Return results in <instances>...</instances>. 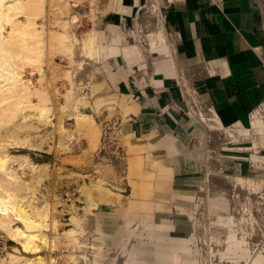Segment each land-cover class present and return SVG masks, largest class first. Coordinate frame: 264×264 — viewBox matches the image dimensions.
<instances>
[{
	"label": "rangeland",
	"instance_id": "1",
	"mask_svg": "<svg viewBox=\"0 0 264 264\" xmlns=\"http://www.w3.org/2000/svg\"><path fill=\"white\" fill-rule=\"evenodd\" d=\"M117 1V4L119 5V0ZM156 1L160 11V17L158 19L162 24L160 3L167 1ZM259 1L261 6L263 4L262 8L264 13V0ZM51 2L52 3L49 4V8L48 5L46 6L49 12H47V14L45 10L44 13L41 14L36 12L32 13L24 9H14L16 10H13V12L15 13L14 15L12 14V11H10L9 14L5 16L6 18L0 21L2 24H5V29H3L4 33L6 35H9V37L10 35H14L11 36V41L8 37L9 42L7 40V42H4L2 45H0V54H2L0 55V62L4 63L2 64V67L3 65H6V67L3 68V72H1V74L4 73L5 69H8V73L7 70H5L4 74L6 75V73H11V76L8 78L9 75H7L5 79H9L8 82L12 84L11 86H9L10 84H8L5 79L1 78L3 74L0 75V79H2L1 81H5L4 83L6 85L8 84L7 87L3 82L1 83H3L4 86L0 84L2 85L3 89L5 87L7 88V90L4 89L5 92L0 89V96L3 97L1 98L0 103L3 104L5 103V101L9 102L10 98L11 100L13 99V101L9 103L13 105V103L16 102L13 106L17 110L21 108L19 110L20 116L21 114H23V112H26L25 110L28 111L29 109L30 111H32V109H36L38 105L42 106V102L48 99L47 103H45L46 101L44 102L48 107H50L48 108L49 110L47 109L48 112L46 111V113L53 114L54 121L58 122L59 119L60 122L64 121L63 123L71 133V136L69 137L70 141L68 140L69 142H67L66 145V142L61 139L59 140V145L57 144V147L55 146L51 149H30L28 147L21 146L20 144H18V142L16 143L15 141H11L13 142L11 143L10 140L8 141V139L12 136H9V134L8 136H6L7 134H5L4 131L11 124H13V122H15L19 118V116L18 118L17 116L14 118L11 117L12 119H10L9 121L10 117L8 118L4 115V113L0 114L1 118H8V121H6L4 118V121L2 120L3 122H0V146L3 145V142H7L5 143V147L6 149H8V151L13 153H26L36 163H48L47 168L50 171L52 170V173L66 169H71L78 173L77 175H74V172V174L72 173L69 177H66L67 179L65 178V181L62 184V190L64 189V191L61 193V196L65 200L66 198L64 194H66L69 198H71V201L73 203L75 202L80 211H82V207L85 205V202L82 201L81 198L82 183H87L90 186L93 185L91 177H94L95 180L98 178H102V181L99 179V181L95 182V186L91 187L90 199L93 206L89 209V217L87 216L88 219L85 218L82 223L83 228H81L80 231L84 232L81 234L80 231H78L75 234V238H69L68 235L65 236L64 231L72 226V223L65 226L63 225L64 223L62 221L63 213L66 210H69L70 216L74 211L72 207L71 209L69 207L67 209H63V205H59L58 208L60 210L58 213H56V219L57 221H59L58 225L60 224L57 229H59L58 234L61 236V238L58 241L56 240L57 242L55 243V247L51 250H48L43 245L41 251L42 254H44L47 258V262L50 259L52 260L51 263L46 262V264H142L140 262L141 258L144 260L150 258L152 260H155L156 255L153 256V253L157 252V250L159 249L158 239H156V237L165 238L168 233H173L176 230L177 225L180 223L177 219L179 217L181 219H183L184 217L185 219H190V222L192 224V231L194 233L199 230L197 224H199L200 222H203L205 224V243L207 246V261L205 262V264H210L211 253L209 244L211 242L210 234L212 232V218L210 212L211 203L209 194L211 191V187L213 185H216L217 187L222 188L229 197H233L235 192L237 191L241 195L242 189L231 183V181L228 180L229 177H233L235 175L258 176L263 179L262 189L264 191V174L242 172L238 169L237 166L238 159L252 161L250 159L251 152L248 150V147L245 145L244 141L256 139L254 137L258 136V127L251 124V119H249L250 114L247 116L246 121L234 122L230 125L224 124L221 127H212L209 125V122L201 115V109L193 106L194 111H196L200 115V117L209 125V133L211 136L207 139V142L209 143V150L207 152V155L206 153L204 154L205 145L202 144L200 146L203 148V156L205 158L202 156L203 158H198V161L196 162L194 160L190 161L191 165L189 166H192L193 168L190 171L195 170L199 173V175L195 176V178L190 177L185 179L184 177L177 176L172 168V163L174 162L173 160H168L153 153L151 151L154 148L153 145H145L142 144V140L131 138L130 133L127 134L125 129H123L124 125L121 130L120 138L121 143L126 151V156H128L127 169H123L121 167V169L118 170L109 162H106L102 159H97V157L99 156L96 155V152L100 146V139L102 135V118H95V116L90 113L87 107L90 104L92 98L91 95L93 96L96 92L95 87L91 86V80L93 79L92 73L94 70V63L99 57H94L99 54V62H101L106 54L104 47L101 46L100 41L97 40V37H95L93 34L94 32H96L99 37V30H101L100 28L102 27V25L99 23L97 27L98 29L92 28L91 30L88 29L86 31L82 30L84 28L82 25V27H79V30H76L75 26L72 27L74 25L72 20L70 21V14H72V8H74L72 7L73 5L71 4V1L51 0ZM137 2H139V0H135L134 3ZM98 4L99 0L91 1L93 12L96 8H98ZM50 5L52 7H50ZM141 5L142 2L140 4V7ZM140 7L138 16L136 17V22L138 28L140 27L141 30H143L142 28L146 27V30L142 31L143 35L141 32H139L141 33L140 35L143 36L142 39H144V37H148V33L151 28H154L155 31L151 29L150 35L151 33L153 34L155 32L161 37V35L158 34L159 30L156 31L155 27L158 24H151L152 27L150 28H148V26H144L146 24H143L142 27L140 22L141 20L138 21V17H141ZM82 12L83 11L81 10L80 13L79 11L77 13L78 15H81ZM11 14L12 19L15 18L16 21L18 19H21L22 21H20V23H25L20 28L21 32L20 29L13 31V25L7 22L11 18H9ZM7 17L9 19H7ZM124 17L128 18L127 16ZM30 19H32L31 22H34L29 23L28 25ZM154 20L156 22L157 18L154 17ZM122 22H124V20ZM111 23L107 25L108 28H110ZM30 25L31 27L33 26V30L29 27ZM120 28L122 29V27ZM35 29L39 30L38 34ZM47 29L61 31L63 32V35L65 37L64 41L56 38H52L51 40L49 39L51 41V44H53L49 45L50 50L48 52H50V54H48L51 57L49 58V64L47 63V59L49 57L47 51L45 50V48H42V46L45 47L43 39L46 37L45 34ZM27 30L33 31V33H28L30 31ZM111 30L112 26L110 31L108 30V34L111 33V35H113V32L115 31L113 30V32H111ZM12 31L15 33L13 34ZM34 33H36L38 37H36V34L34 35ZM91 33L93 35V38L95 37V39H89ZM77 37L80 39L79 42L78 40H76ZM87 37L88 41H91H89V44L92 45L93 43V45H90V47L94 48L89 47L88 42L86 41ZM35 38H38L37 41ZM83 41L87 42L88 46ZM150 41H152V39ZM81 42H83V44ZM77 45H79V47ZM81 45H86L91 50H87L88 48L84 46V48L80 47ZM150 45L149 47L151 51L156 54L159 49L155 52V50H153L154 46L152 45V43H150ZM95 46L96 48L98 47L97 50H95ZM111 48L112 47H110L109 49ZM78 49L80 52L78 51ZM114 49L118 50L117 47ZM85 50L87 51L85 52ZM94 50L96 52H94ZM112 50L113 48L110 50V52H108L111 53ZM116 50H113V52H115ZM39 52L41 54H39ZM37 54L41 56L38 55L39 57H37ZM38 58H40L43 63ZM2 67L0 68L1 70ZM12 68H16L17 71L19 70L18 73L17 71H15L16 69L14 70ZM13 71H15L16 73H14ZM185 72L187 74V70ZM73 77L75 80L73 79ZM73 82L75 85L73 84ZM13 84H17V86H19L17 87L15 85L16 89H14L13 91L14 95L13 93H11V96L9 91L11 92V89L14 87ZM8 86L10 88H8ZM90 87L91 92H89ZM6 91H8V94H10L11 97L6 94ZM4 94L7 95L6 98L4 97ZM7 97H9V100ZM16 98L21 100V102L19 103L17 100L14 101V99ZM17 102L19 104H17ZM103 102V100L102 102L95 101L97 112H100L99 107ZM201 108L203 109L204 107L202 106ZM205 108L209 107L205 105ZM79 111L90 113L91 115L89 119H84V122H82V120H78L75 116ZM113 113H115V108L111 107L110 114ZM123 115L126 116L125 113H123ZM126 123L127 121L124 124ZM227 129L232 130L233 133L227 135ZM60 132V130L59 132H55L53 136L56 135V137L58 136L57 138H61L62 135ZM3 137L8 139L6 140ZM8 142H10L11 144L8 145ZM61 142L65 144H61ZM183 143L181 145L185 146V149H189L188 143H185L184 141ZM242 145L243 148H238ZM2 147H4V145ZM223 159L231 161L230 169L227 165L228 162L225 164ZM161 163L164 166H162ZM185 164L186 163L183 164L182 169H184ZM214 175L216 176L215 178H213ZM45 179L46 177L43 178V180ZM191 185H193V188L194 186L196 187V189L194 188L195 191H193L195 193V197H193L192 200H188L185 198V193L191 187ZM238 192L236 194H238ZM17 200L23 201L20 198H17ZM72 202L66 203L71 204ZM163 202L167 204L165 210L162 209V207L164 206H162L161 203ZM132 203H134V206H132ZM103 208H109L113 212L112 217L109 218L123 220L121 230L117 233H113V238H118L117 241L109 240V238L106 236H109L110 233L105 234V232H103L100 228L102 217L99 216V212ZM10 220L11 223H14L15 225H23L14 217H12ZM161 223H163L164 225ZM131 226L136 229V231L133 232V235L135 237L128 236V231H130L129 229H131ZM0 230H5L3 229L2 225L0 226ZM192 231L186 230L184 233L189 236L193 233ZM51 234H56V232H52ZM77 234H79V236ZM5 235L7 236V233H5ZM87 236H89V239H87ZM171 237L173 239L177 238L176 234L171 235ZM254 237L255 240L253 241H255L256 244L255 250H257L258 248L260 249L261 247L263 248L264 230L262 231V234L256 233ZM72 238H74V240H72ZM198 238L200 237H197V239ZM257 238L259 239L256 240ZM9 239L11 240V246L18 245L21 248L19 250L21 251V253L28 256L36 255L32 252L24 251L20 244H18L11 238ZM138 240L142 241L143 247H139V245L135 243V241ZM146 244L151 245L150 248H146ZM145 249L149 250L146 251ZM19 251L17 250L16 252ZM181 256H183V252ZM12 261L13 260H11V262ZM11 262L10 258L3 259L0 256V264H15L14 261L12 263ZM173 264L188 263L180 260L178 263L174 262Z\"/></svg>",
	"mask_w": 264,
	"mask_h": 264
},
{
	"label": "crops",
	"instance_id": "2",
	"mask_svg": "<svg viewBox=\"0 0 264 264\" xmlns=\"http://www.w3.org/2000/svg\"><path fill=\"white\" fill-rule=\"evenodd\" d=\"M142 1H130L123 10L117 0H99L94 12L92 7L89 12L83 10L82 30L97 29L100 23L98 40L107 52L101 62L94 63L91 86L96 92L87 109L98 119L109 115L111 107L125 113L130 119L123 129L131 138L153 145V153L173 160L177 176L195 178L199 173L190 171V161L182 169L174 160L189 158L190 152L198 155L195 151L202 144L204 154L209 150V125L193 106H211L221 121L230 125L246 121L264 98L263 8L259 0H172L160 4L161 37L153 33L143 40L136 22ZM124 16L129 18L126 27L133 35L122 29L109 36L107 25ZM151 39L165 45L169 56L163 50L154 54L149 48ZM110 47L118 50L109 53ZM102 100L97 112L95 101ZM182 138L190 139L189 150L181 152L175 144ZM198 156H192L195 162ZM97 159L118 170L128 167V156ZM114 221L117 230L106 236L111 241H117L113 233L120 231L123 223Z\"/></svg>",
	"mask_w": 264,
	"mask_h": 264
},
{
	"label": "bare ground",
	"instance_id": "3",
	"mask_svg": "<svg viewBox=\"0 0 264 264\" xmlns=\"http://www.w3.org/2000/svg\"><path fill=\"white\" fill-rule=\"evenodd\" d=\"M130 1L135 2V0H119V6L122 7V9L124 10L126 7V4ZM165 1H168V0H165ZM51 3H52L51 0H0V21L6 18L5 16H7L10 11H12V14L14 15L15 14L13 12L14 9H17V10L24 9L32 13L36 12V13H41V14L44 13V10H45L47 14L48 10L46 6L48 5V8H49V4ZM71 4L74 5L75 3L71 1ZM50 7L52 6L50 5ZM72 9H73L71 12L72 14H70L72 17L70 16V21L72 20V22L74 23L72 27H74L76 26V22L79 19V15L76 12L75 8H72ZM159 12L160 11H159V7H158L156 0H143L142 5L140 7L141 17L140 16H139L140 18L138 17V21L141 20L140 22H141L142 27H143V24H146L144 26H148V28L152 27L151 24L152 25L158 24L157 26H155L156 31L159 30L158 34L161 35L160 32H161L162 24L160 20L158 19L160 17ZM12 14L9 16V18L12 16ZM154 17L157 18L156 22L154 20ZM9 18L7 17V19ZM122 18L123 19L119 17L118 20L113 21L110 24L109 31L111 29V26H112L111 32H113V30L119 31L121 29L120 27L124 29V27H126V25L129 23V18H126V17H122ZM32 19L29 20L30 22H28V25L29 23L34 22V21L31 22ZM123 20L124 22H122ZM20 21L22 20L18 19L16 21L15 18L12 19L11 17L7 22L12 24L13 31H16L25 24V23H20ZM4 27H5V24L1 23L0 24V45H2L4 42H7L9 38L11 41V36H14V35H10L9 37V35H6L3 30L5 29ZM29 27L33 30L32 28L33 26L31 27L30 25ZM142 29L146 30V27ZM151 29L154 30V28H151ZM151 29L148 33L149 35L151 32ZM30 30H27V31H30ZM143 30L140 29L139 32L142 33ZM35 31H37V34H38L39 30L35 29ZM123 31L125 34H128V35L130 34L131 36L133 35V32L129 28L127 31L126 30H123ZM20 32H21V29H20ZM31 32L33 33V31H30L28 33H31ZM14 33L15 32H13V34ZM35 34L36 33H34V35ZM37 34H36V37H38ZM93 34L95 37H97V40H98V34L96 32H94ZM45 35L46 37L43 39L45 47L42 46V48H45V50L47 51V54L48 53L50 54V52L48 51L50 50L49 45L51 44L50 40L52 38L60 39L61 41H64V38H65L63 35V32L57 31L54 29H47ZM108 35L113 36L111 35V33H109ZM142 35L141 37L143 38ZM39 36H40V33H39ZM90 36H89V39L93 38L92 33L90 34ZM95 37L93 39H95ZM145 39L146 38L144 37L143 40ZM76 40H78L79 42L80 39L77 37ZM86 41L88 42V45L90 47L91 44H89L90 40L88 41V37ZM83 42L81 43L83 44ZM87 42H85L86 45H87ZM154 42H155L154 39L150 41V43H152V45L154 46V48L153 47L152 48L153 50H155V52L158 49H159L158 52L162 50L167 52L168 49L165 45L160 46L158 45V43L156 42L154 43ZM86 45L85 46L81 45L80 47H83V46L87 47L88 45L87 46ZM77 46L79 47V45ZM89 47H87L88 48L87 50H91L89 49ZM90 48H94V47H90ZM97 48L95 50H97ZM112 48L113 50H116L114 49L116 47H112ZM82 49H81V53H82ZM111 49H109L108 51L110 52ZM87 50H85V52ZM95 50L94 52H96ZM113 50L111 52H113ZM39 54L41 53L39 52ZM39 54H37V57L41 56ZM49 54H48L49 56L48 59L46 58L48 60V61L46 60L48 64L50 63L49 58H51ZM166 54L168 55V52ZM97 56L100 58L99 54H97L94 58H96ZM99 58H97V60ZM38 59L40 60V58ZM97 60L96 62L100 61V59L98 61ZM165 62H166V65L169 67L171 64L169 57H166ZM0 64L2 67V64L4 63L0 62ZM4 67H6V65H3L2 70L0 69V75L2 74L5 75L4 74L5 70H7V73H8V69H5L4 73L1 74V72H3ZM15 71H17V69ZM15 71L13 72L16 73ZM7 73L5 76L2 75V77L1 76L0 77L5 79V77L9 75L8 76L9 78L11 76V73L9 74ZM1 80L2 79H0V84L2 85L5 81L8 84H10V82H8L9 79L7 78L5 79L4 82ZM2 85H0L1 86L0 89L3 92H5L4 89L7 90L6 88L7 85L4 83V85L6 86L4 89L2 88ZM11 85L12 84H10L9 86ZM13 85H14V87L12 86L13 90L11 89V92L9 91L10 94L13 93L14 89H16L15 87L17 86V84H13ZM9 86L8 88H10ZM6 92H7L6 94L9 95V97L12 96V94L11 96L10 94H8V91ZM7 95H5L4 97L6 98ZM9 97H7L8 100H9ZM1 98L3 97L0 96V100ZM15 100H17L19 103L21 102V100L17 98L14 99V101ZM47 100H45L46 102L45 101L42 102V106L40 105L41 107L38 105L39 109L38 107L36 109H32V111L28 109V111L25 110L26 112H23L21 110L23 114L20 113L21 114L20 116H19V110L21 108L17 110L13 106L15 105L16 102L15 103L12 102L13 105L9 103L13 101V99L11 100L10 98L9 102L5 101L6 105L5 103H3L4 105L0 103L2 104L0 105V110H1L0 114L5 113L4 114L5 116H7L8 118L10 117L9 121L10 119H12L11 117L14 118L17 116L18 118L19 116V118L15 122H13V124H11L4 131L5 134H7L6 136H8L9 134V136L13 137V138L11 137L12 139L7 138L8 141L10 140V142L11 141H15L16 143L18 142V144H20L21 146H25L30 149H51L52 147H55L57 144L59 145V142H60L59 140L61 139L64 140V142H66V145H67V142L70 141L69 140L70 139L69 137L71 136V133L69 132L70 130L67 129V127L63 123L64 121L60 122V119L58 122L54 121L53 114L46 113L47 109L50 108L45 104L47 103ZM18 102L17 104H19ZM205 105L207 104H202L204 108L203 109L200 108L201 115L204 117V119H206L209 122V125L212 127L213 126H216V127L223 126L224 123L219 118L215 109H213L209 105H207L209 108H205ZM249 114H250L249 119H251V124L258 127L257 128L258 136L254 137L256 139L244 141L245 145L248 147V150L251 152L250 159L252 161L250 160L245 161L243 159H238L237 166H238V169L242 172H252L256 174H264V99L263 101H261V103L255 106L252 112ZM90 115L91 114L88 112L79 111L75 117L78 120H82V122H84V119H89ZM4 118H1V115H0V122ZM8 118H5V120L8 121ZM240 121L241 120H238L236 122H240ZM59 130L61 131L60 132L62 135L61 138H57L58 136L56 137V135L53 136V134L57 131L59 132ZM226 133L227 135H230L233 132L232 130L227 129ZM189 139L190 138L180 139L177 142L178 144L177 145L175 144V147L181 152L183 150H189V149H185V146L181 145L183 141L185 143H188ZM10 142H8V145L13 143V142L11 143ZM5 143L7 142H3L4 147H2L3 145L0 146V226L2 225L3 229L6 230V231L5 230H2V231L7 233L8 237L5 235L4 232H2L1 230L0 231L4 233L6 238H11L14 241H16L18 244H20L24 251L32 252L36 255L35 256L25 255L21 253V251H19L21 248L18 245H12V246L9 245V247L7 248V251L1 254L0 256L3 259L10 258V262L11 260H13L15 264H46L47 258L41 252L43 245L48 250H51L55 247V243L61 238V236L58 234L59 229H57V227H59L60 224L58 225L59 221H57L56 219V213H58L60 210L58 208L59 205L60 204L63 205L64 207L63 209H67L68 207L71 209L72 207L74 211L73 214L70 216V219H71L70 223H72V226L67 228L64 231V233H65V236L68 235L69 238L70 237L75 238V234L78 231H80L81 228H83L82 223L85 220V218H87V216L89 217L88 215L89 209L93 206L91 203V199H90L91 187H94L96 184L95 182L99 181V179L101 180L102 178H98L95 180L94 177H91L93 181L92 182L93 185L91 186L87 183H84V184L82 183L81 198H82V201L85 202V205L82 207V211H80L79 208L76 206L75 202L74 203L72 202L75 205H73L72 203L68 204L66 203L67 200L65 199L66 200L65 201L61 196V193L64 191V189L62 190V184L65 181V178L69 177L72 173L74 174L75 171L71 169H66V170H60V171L52 173V170L50 171L47 168L48 163L46 162L36 163L26 153L10 152L8 151V149H6ZM61 144H65V143L61 142ZM238 148H243V145L241 147L239 146ZM198 151H199V154H198L199 156L196 154H192L190 152L187 155L189 156V158L180 157L178 160H176L177 158H175L174 160L175 162L176 161L179 162L181 164V168H183L184 163H187L188 161H191L195 158L192 156H198L200 158L203 156V148L198 147L197 151L195 152L198 153ZM223 161L225 164L228 162L227 165H228V168L230 169L231 161L230 160L228 161L226 159H223ZM161 165L164 166L162 163ZM77 174L78 173L75 172L74 175H77ZM45 177L46 179L43 180V178ZM215 177L216 176L214 175L213 178ZM228 180L231 181V183L238 186L240 189H242V194L240 195L239 192L237 191L238 194H236L237 192H235L233 197H229L227 193L223 191L222 188L217 187L216 185H213L211 187V191L209 194L210 203H211L210 212H211V218H212L211 219L212 220V227H211L212 232L210 234L211 242L209 244L210 253H211L210 264H264V247L263 248L261 247L260 249L256 248L257 250H255L256 244H255V241H253L255 240L254 235L256 233L262 234V231L264 230V191L262 189L263 179L258 176L235 175L233 177H229ZM194 188L196 189L195 186ZM194 188H193V185H191V187L186 191L185 193L186 199L192 200L193 197H195L194 196L195 193L193 192L195 191ZM68 194H69V191H68ZM17 198H20L23 201L19 200L20 201L19 202ZM161 204L162 206H164L162 207V209L165 210L167 207V204L165 202ZM132 206H134V203H132ZM112 215H113V212L109 208H103L99 212V216L102 217L100 228L102 229L103 232H105V234L111 233L112 230H117L118 225L114 221V218L112 219L109 218V217H112ZM12 217L16 218L23 225L21 224L15 225L14 223H11L10 219ZM177 219L179 220L178 222L180 223L177 225V228L173 233L171 232L170 234L168 233L165 238L156 237V239H158L159 249L157 250V252L153 253V256L156 255L155 260H152L151 258L144 260L141 258L140 262L142 264H157V263H161V264H171L172 263L173 264L174 262L178 263L180 260L188 264H205V262L207 261L206 259L207 258V252H206L207 246L205 243V231H206L205 224L203 222H200L199 224H197V227L199 228V230L194 233L192 231V224L190 222V219L188 218L185 219V217L183 219H181L180 217ZM121 227H122V224H121ZM129 230L130 231H128V233L130 235L128 234V236H134L133 232H135L136 229L131 226V229ZM186 230H191L193 233L188 236L184 233ZM52 232H56V234H51ZM83 232L80 231L81 234ZM79 234L77 235L79 236ZM174 234H176L177 236L176 239H173L171 237V235H174ZM88 237L89 236H87V239H89ZM197 237H200L202 240L198 238L200 240L199 241ZM74 238H72V240H74ZM258 239L259 238H257L256 240ZM135 243H137L139 247H143L142 241L138 240V241H135ZM150 246L151 245L146 244L145 247L150 248ZM17 250L19 252H16ZM145 250L148 251L149 249H145ZM182 252H183V256H181ZM51 261L52 260L50 259L48 262L51 263Z\"/></svg>",
	"mask_w": 264,
	"mask_h": 264
},
{
	"label": "built area",
	"instance_id": "4",
	"mask_svg": "<svg viewBox=\"0 0 264 264\" xmlns=\"http://www.w3.org/2000/svg\"><path fill=\"white\" fill-rule=\"evenodd\" d=\"M73 3H75L73 6L75 10L80 11L86 9V12H89L91 10V1L92 0H71ZM172 0H168L167 2H170ZM167 2H161L160 4H164ZM161 9V6H160ZM77 11V12H78ZM85 11V10H84ZM86 12H82L81 15L79 14V19L76 22L75 29L79 30V27H82V19ZM130 118L126 115H122L120 113H113L106 115L101 120V126H102V135L100 139V146L96 152L97 156H103V155H112L119 158H125L126 157V151L124 149V146L121 143V130L126 121H128ZM65 198L68 203L72 202L70 198L66 195ZM62 207V206H61ZM67 215V216H66ZM65 219V221H64ZM68 220V221H66ZM63 225H69L70 224V215L69 210H66L63 213L62 216ZM10 239L6 238L4 233L0 231V255L5 253L7 251V248L9 247Z\"/></svg>",
	"mask_w": 264,
	"mask_h": 264
}]
</instances>
